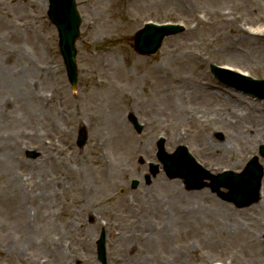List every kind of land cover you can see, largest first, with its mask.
I'll return each mask as SVG.
<instances>
[{
  "label": "rangeland",
  "instance_id": "obj_1",
  "mask_svg": "<svg viewBox=\"0 0 264 264\" xmlns=\"http://www.w3.org/2000/svg\"><path fill=\"white\" fill-rule=\"evenodd\" d=\"M20 1L25 4L20 6L27 14L21 19L10 15L12 24L0 31V51L20 49L24 53L23 62L16 65L17 61L12 58L14 60L5 63V68L13 66L26 71L30 64L31 67L35 64L38 72L32 77L29 75L32 82L29 87H23L25 99L12 108L10 123L0 133V138L21 143L17 154L23 162L19 159L17 163L22 167L18 171L22 177L19 182L13 183L9 177L0 175V224L5 225L0 227V232L14 230L12 217L17 215L19 205L26 206L27 223L32 230L34 209L42 208L47 202L42 179L44 168L40 169L41 163L45 164L42 157L46 153L40 145H25L27 138L41 137L49 142L52 121L66 133L65 143H70V148H66L73 152L75 160L68 157L69 165L65 164L69 170H74L71 180L63 178L60 169L56 171L57 179L64 182L65 186H61L65 194L57 201L51 199L52 220L45 226L35 224L38 231L35 240L40 243L44 240V244L25 249L23 263L17 260V264H45L50 259V251L49 254L46 251L48 242L64 244L67 253L57 261L52 257L50 264H100L96 242L103 231L108 264H229L215 258L216 249L211 243L223 241V236L218 234L222 223H227L233 234L236 219L245 231L249 230L254 238L262 241L260 250L264 249V194L253 205L239 209L208 188L189 191L181 180H170L162 171L151 177L149 184L144 180L149 174L148 163L159 164L156 147L159 137L166 139L168 153H173L180 145L187 146L197 161L215 175L225 170L241 172L253 156H258L264 168V157L259 155L260 147H264L261 130L264 128V101L219 84L210 72L211 65H219L242 70L254 79H264V35L252 34L264 27V0H250L245 6L234 5L242 0H76L82 24L77 41L79 79L75 91L71 89L59 51L57 29L47 14L48 0H37L36 4L33 0ZM17 8L10 5L9 10L14 13ZM211 11L227 17L235 11L248 19L242 27L252 36L245 39L250 48L235 47L232 41L239 37L231 31L223 34L217 30L197 29L198 19ZM22 19L29 27L18 30L15 23ZM148 21L180 23L185 25L186 31L166 39L157 54L141 56L133 48L134 35ZM102 52L104 57L100 55ZM95 57H99L100 62ZM111 68L119 72L115 82H111L116 91H112L111 85L99 88L97 83L102 79L109 83ZM100 71H105L104 75ZM159 75L167 83L169 93L176 97L172 104L152 97L157 90L165 89L151 85ZM198 78L208 83L205 87L208 90L223 94L224 108H220V101H205L194 94L176 96L178 90L198 91L192 83ZM175 79L180 81L173 85L171 82ZM184 83L186 86L182 85ZM54 96L56 103L50 105L54 109L42 105V98L50 103ZM234 104L251 107L250 110L257 105L261 113L254 116L260 120L253 121L252 127L247 126L251 121L243 123L255 133L259 130L255 136H238L242 128L229 115ZM130 114L144 125L141 134L130 123ZM189 114L196 115L198 122L190 120ZM115 116L127 129L122 152H112L109 147L94 148L97 132L102 129L96 121L101 119V123H106ZM46 123L48 130L44 127ZM165 124L172 126L175 136L162 130L167 127ZM200 125L204 128L203 139L209 144H218L224 156H213L204 150L205 142L190 133L188 136L190 127ZM81 130H85L87 136L82 147L77 142ZM2 142L0 149H3ZM98 158L109 161L106 172L100 168ZM45 165L51 167L52 164ZM134 179L141 181L136 190L131 188ZM50 180L48 178L47 182ZM115 184L119 185L118 190L114 189ZM56 189L59 187L55 186L54 192ZM224 208L228 213H223ZM227 214L232 215L229 220ZM114 229L122 234L137 232L142 240L136 244L142 253L116 250L112 242ZM224 246L229 254L241 257L244 253L242 245L235 241ZM6 257L0 258V264H5ZM261 257L260 264H264V255ZM238 261L244 264L243 257Z\"/></svg>",
  "mask_w": 264,
  "mask_h": 264
},
{
  "label": "bare ground",
  "instance_id": "obj_2",
  "mask_svg": "<svg viewBox=\"0 0 264 264\" xmlns=\"http://www.w3.org/2000/svg\"><path fill=\"white\" fill-rule=\"evenodd\" d=\"M37 1V0H33ZM38 3L35 2V4ZM233 3V2H232ZM250 3V0H242V3L240 1L236 2L234 5L235 6H245V4ZM25 5L22 3L20 0H0V31L1 29L5 28V25L10 26L12 24L10 15L13 17H17V19H21L24 17L27 12L23 9V6L20 5ZM34 4V2H33ZM10 5L13 6H18L16 11L14 13L10 12L9 7ZM30 15V13H28ZM9 21H6L9 19ZM31 21V19H30ZM29 21V23H30ZM248 19H244L241 17V15L237 14L235 11L231 13L230 16H223L220 15L218 12L211 11L210 14H205L204 18H199L197 21V29L201 30L203 28L206 29H211V30H217L218 32L223 34H228L229 31L233 32L234 36L236 34L238 38L237 41H232L235 47H239L240 49H246L250 48L247 41L249 37L248 34H246L245 30L243 29V24H246ZM15 27H17L18 30H24L29 27L28 22L25 21V19H22L18 23H15ZM196 29V30H197ZM198 30V31H199ZM259 34H264V27L260 28L257 30ZM258 36V35H256ZM254 36V37H256ZM252 37V36H250ZM249 37V38H250ZM248 38V39H249ZM238 48V49H239ZM109 51V50H108ZM236 51V50H235ZM234 51V52H235ZM101 56L104 57V52L100 53ZM12 56V57H11ZM11 57V58H9ZM15 58V61H17V64L20 62H23L24 59V53L22 50H14L8 51L3 50L0 51V133L9 125L10 119H11V114H12V108L15 107V105L18 102L23 101V98L25 99V96H23V87H29V83H31V79L29 75L32 77L36 72L34 65L31 67V64L28 66L26 71L22 69H14L12 67L5 68V63H9V60ZM98 59L100 62L99 57H95ZM14 60V59H12ZM197 63V62H196ZM111 73L110 78L107 80H101L97 81L98 87H106L110 86L112 87V91H116V86H113L111 82H115L116 76L119 75V72H116L114 69L111 68ZM40 73V72H39ZM96 73V72H95ZM101 74L104 75L105 71H100ZM240 73H243L242 70H240ZM41 74V73H40ZM42 75V74H41ZM198 75V74H197ZM158 80L154 79L153 82L151 83L152 86H162L165 89H159L157 90L156 93L152 95L156 99L160 98L165 102H170L172 104V100H174L176 97L173 94H170L169 91L167 90L166 86L167 83H164L163 77L162 76H157ZM180 80H173L171 83L175 85L178 83ZM192 83H194L198 87V91L196 90L195 92H188L185 89L184 90H178V94L176 96L181 97V94H187L186 96H191L194 94L195 97L202 98L205 101H220L221 105L220 108H224L226 105V101L223 99V94L216 92L215 90H208L207 86L208 83L204 81L201 78L192 80ZM183 86H186V84H182ZM162 96V97H161ZM56 97L54 96L50 103H46L45 99L42 98L43 104H46L50 109H54V107H51L50 105H53L56 103ZM228 106V105H227ZM244 105H236L234 104L231 106V109L229 110V115L235 120V124L239 125L242 130L238 132V136L241 135H246L248 134L249 137H252V135L255 136L257 131L253 132L251 125L254 124L253 121L258 119L260 120L257 116L254 115H259L261 112L257 111V105L255 108L253 107L252 110H250L251 107H243ZM251 111V112H250ZM190 120L194 122H198L196 115L189 114L188 117ZM101 119H98L96 121L97 126L102 125V129H100L97 132L96 137L99 139H96L94 142V148L102 149L104 147H109L112 152H122V148H124V143L125 138L127 137L126 134V126L125 123L121 120H119V117H113L109 119L106 123H101ZM251 121V122H250ZM250 122L247 126H250L247 128V126H243V123ZM260 124V123H259ZM51 127L50 130L48 131L50 135V141L45 142L44 139L41 137H30L31 139L27 138L25 145L29 144H36L40 145L41 148L45 151L46 155L42 157L44 159L45 164L51 163L54 167H48L47 165L41 163L40 169L42 167L44 168V172L42 175V179L45 180V184L43 187H45L46 191V200L47 202L42 205V208L39 207L38 209H34L33 211V223H37L36 226H45V223H48L49 219H51V213H49L50 208L52 206V202L54 199L57 201V198L60 196H63L65 192L62 190V186H65L64 182L60 181L57 179L58 175H56V171L60 169L61 175L63 178H66L68 180H71L72 175H73V168H70V170L66 167V163L69 165V158L71 157L72 160H75L73 157V152H70L69 144L70 143H65L66 141V133L62 130L61 127H59L55 123H50ZM166 125V124H165ZM163 131L166 133L170 134L171 136H175L171 131H173L172 126L166 125ZM261 126V125H260ZM44 127L48 130V124H44ZM203 126L200 125L199 127H190L188 131V136L190 137L189 133L191 136L195 137L199 141H203L204 143V150L211 152L213 156H224L225 152L220 148L218 144L211 143L209 144L203 139V133H204V128ZM196 130L198 132H196ZM264 132V128L261 129ZM169 131V132H168ZM103 136L106 138H103ZM5 138V139H4ZM3 139V140H2ZM39 139V141L35 140ZM0 141L3 144V149H0V175H5L4 178H10L13 183L19 182L20 179L22 178L18 171L22 170V167H20L17 163L21 162V157L18 158V154L20 149H21V143L18 141H12L10 139H6V137L0 138ZM68 146L69 148H66ZM137 149L134 147V152ZM130 150L128 151V157H130ZM126 159H129V158ZM20 159V162H19ZM100 160V168L102 171L106 172L107 167L109 166V161H107L105 158L97 160V162ZM23 163V162H21ZM48 175V176H47ZM51 178L49 182H47L48 178ZM41 178V177H40ZM104 178H106L104 176ZM55 186L59 187V189H55ZM114 189L118 190L119 185L115 184ZM264 194V188L261 190V197ZM122 197V196H121ZM120 197V199H121ZM55 202V201H54ZM19 212V213H18ZM48 213V214H47ZM223 213H228L227 209H223ZM28 210L26 209L25 205H19L17 215H14L12 217V222L14 223V230L12 232L8 231H3L0 233V258L3 257V255H6L7 257L4 259L5 264H17V260L22 262V253L24 252L25 249L27 248H34V247H41V243L44 244V240L40 243L35 240L36 238V233L38 232L36 229L37 227L35 224L33 225L34 228L32 230L29 229L27 219H28ZM225 215V214H224ZM231 214H227L226 218L229 220V217H231ZM24 217V218H23ZM2 218L4 219V214L2 215ZM52 220V219H51ZM99 225V223H98ZM236 228L232 234L230 230V226L227 225V223H222L220 226V232L218 233L221 237L223 236V241H215L213 244L211 243L212 248L216 249L215 251V258L223 261V262H229V264H239V259L243 257L244 264H260L261 257L264 255V249L260 250L262 248V241L258 238H254L249 230L245 231V227H243L242 223L240 220L236 219L235 222ZM1 226H5L0 224ZM94 228H97L96 225H93ZM110 227V225H109ZM83 229V228H82ZM78 230L76 231V236L78 235ZM163 232H160L162 234ZM234 235V236H233ZM235 237V238H234ZM151 238V237H150ZM234 238V239H232ZM82 239V238H81ZM141 237L137 232H130V233H118L114 229V234L112 238V242H114L116 246V250L119 252H125L127 251L128 253H134V254H140L142 253L141 247L137 246L136 242L140 241L141 242ZM232 241L237 242L238 244L242 245V250L243 254L241 253V257L239 255H233L229 254L228 251L224 246V243H230ZM3 243V245H2ZM5 243V246H4ZM49 243V242H48ZM47 243V248L46 251H50V259H47L45 264H50L51 259L53 257L54 261L60 260L63 258V256L67 255V253L64 252V244H56L54 242H51L48 244ZM143 247V246H142ZM121 249V250H119ZM259 249V250H255ZM116 252V256L118 255V252ZM246 253V256H245ZM24 254V253H23ZM133 254V255H134ZM73 259H76L73 257ZM216 260V261H218ZM23 263V262H22Z\"/></svg>",
  "mask_w": 264,
  "mask_h": 264
},
{
  "label": "water",
  "instance_id": "obj_3",
  "mask_svg": "<svg viewBox=\"0 0 264 264\" xmlns=\"http://www.w3.org/2000/svg\"><path fill=\"white\" fill-rule=\"evenodd\" d=\"M50 19L57 26L60 34V49L67 67L69 80L75 89L77 84V64L75 42L79 37L80 18L76 10L74 0H50ZM179 29L170 28L158 29L148 27L140 32L136 38V48L141 54L155 53L165 36L176 34ZM215 75L224 83L233 86L239 91L249 93L258 99H264V81H254L243 77H237L229 72L221 71L215 67L212 68ZM238 78L231 79L229 76ZM131 121L135 124L138 132L143 130L134 117ZM85 134L80 138V145L85 141ZM159 160L164 165V170L171 179L180 178L184 180L188 189H203L209 186L213 192L217 193L223 200L234 203L242 208L250 206L259 200L261 190V180L263 178V169L258 164V159H253L242 174L228 172L214 177L208 171L202 169L191 157L185 147H180L174 155L165 153L164 141L158 143ZM264 156V149L261 151ZM151 172L156 176L159 172L157 165H151ZM150 182L149 177L147 178ZM205 180H210L208 185ZM138 182H134L133 188H136ZM221 188H227L229 193H223ZM99 259L106 264L105 236L98 241Z\"/></svg>",
  "mask_w": 264,
  "mask_h": 264
}]
</instances>
